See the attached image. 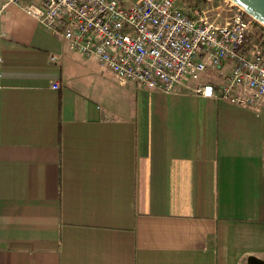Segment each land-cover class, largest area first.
Returning <instances> with one entry per match:
<instances>
[{
    "label": "crops",
    "instance_id": "crops-1",
    "mask_svg": "<svg viewBox=\"0 0 264 264\" xmlns=\"http://www.w3.org/2000/svg\"><path fill=\"white\" fill-rule=\"evenodd\" d=\"M91 58L0 0V264L264 259V98L121 85Z\"/></svg>",
    "mask_w": 264,
    "mask_h": 264
},
{
    "label": "built area",
    "instance_id": "built-area-1",
    "mask_svg": "<svg viewBox=\"0 0 264 264\" xmlns=\"http://www.w3.org/2000/svg\"><path fill=\"white\" fill-rule=\"evenodd\" d=\"M211 3L213 0H204ZM72 50L108 68L117 83L153 90L186 86L253 107L264 98V25L237 7L210 16L179 0H6ZM216 71L219 82L200 83ZM196 81L191 87L189 83ZM58 81L51 87L58 89Z\"/></svg>",
    "mask_w": 264,
    "mask_h": 264
},
{
    "label": "rangeland",
    "instance_id": "rangeland-1",
    "mask_svg": "<svg viewBox=\"0 0 264 264\" xmlns=\"http://www.w3.org/2000/svg\"><path fill=\"white\" fill-rule=\"evenodd\" d=\"M179 2L188 8H202L203 10H206L207 13L210 14V16L213 17L215 15H220L221 17L229 16L233 9L239 7L232 0H213L210 4L206 3L204 0H179Z\"/></svg>",
    "mask_w": 264,
    "mask_h": 264
},
{
    "label": "water",
    "instance_id": "water-1",
    "mask_svg": "<svg viewBox=\"0 0 264 264\" xmlns=\"http://www.w3.org/2000/svg\"><path fill=\"white\" fill-rule=\"evenodd\" d=\"M240 8H242L246 14L254 17L260 23L264 25V0H232ZM248 263L250 264H264V259L257 257H249Z\"/></svg>",
    "mask_w": 264,
    "mask_h": 264
}]
</instances>
